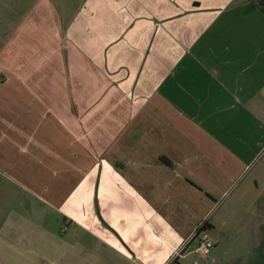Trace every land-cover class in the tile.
Masks as SVG:
<instances>
[{
    "label": "crops",
    "instance_id": "0c3cea01",
    "mask_svg": "<svg viewBox=\"0 0 264 264\" xmlns=\"http://www.w3.org/2000/svg\"><path fill=\"white\" fill-rule=\"evenodd\" d=\"M255 208L264 0H0V264H186Z\"/></svg>",
    "mask_w": 264,
    "mask_h": 264
},
{
    "label": "rangeland",
    "instance_id": "374dc122",
    "mask_svg": "<svg viewBox=\"0 0 264 264\" xmlns=\"http://www.w3.org/2000/svg\"><path fill=\"white\" fill-rule=\"evenodd\" d=\"M229 204L225 203L221 210ZM257 213V208L238 211L230 227L225 223L221 226L225 231L214 237L219 242L211 253L191 254L185 263L198 260L199 264H264V220Z\"/></svg>",
    "mask_w": 264,
    "mask_h": 264
},
{
    "label": "built area",
    "instance_id": "2783aa9c",
    "mask_svg": "<svg viewBox=\"0 0 264 264\" xmlns=\"http://www.w3.org/2000/svg\"><path fill=\"white\" fill-rule=\"evenodd\" d=\"M197 240V244L192 250L194 253L198 255H207L213 249L215 243L212 240L209 234V228L207 225V221L204 220L196 229L194 236L191 238ZM190 240V241H191ZM190 241H185L179 251L178 254H183L186 252ZM193 264H199L198 260H195Z\"/></svg>",
    "mask_w": 264,
    "mask_h": 264
}]
</instances>
